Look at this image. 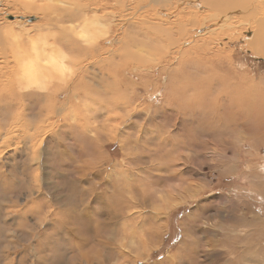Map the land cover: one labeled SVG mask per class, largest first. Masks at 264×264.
Masks as SVG:
<instances>
[{
    "label": "rangeland",
    "instance_id": "rangeland-1",
    "mask_svg": "<svg viewBox=\"0 0 264 264\" xmlns=\"http://www.w3.org/2000/svg\"><path fill=\"white\" fill-rule=\"evenodd\" d=\"M21 1L0 0V28L4 30L12 28L17 34L23 35L21 44L25 47L29 42L25 34L30 35L39 46H45V42L51 41L50 32L43 31L39 34V28L36 30L32 28L43 23L49 24L47 13H51L50 17L53 18V13L62 7L56 3V0H52L47 2L48 7L28 9L19 5H27L26 2L23 4ZM189 2L187 5L189 10L198 14L205 12V9H197L200 3L198 0H189ZM258 5L264 8L263 1H259ZM175 9L181 13L186 10L185 7ZM141 11L140 9L137 13ZM166 12L163 10V13L167 14ZM239 15L240 12L228 14L226 23H223V26L226 24L230 28L227 32L231 38L215 35L210 39L217 42L210 45V48L213 51L220 49L221 45L218 41L227 43L229 40L230 43L224 47V51L230 55L233 52L242 63L246 62L247 66L258 67L257 72L262 76L264 69L260 68L264 66V58L251 55L243 44L245 40L250 39L248 25L252 19L240 15L239 20L237 19ZM13 16L22 20H16L17 22L11 27L8 22L12 20L8 17ZM157 18L166 19V17ZM136 21L143 22L142 18ZM152 21L157 22L156 17H152ZM213 23L204 30L206 34L212 27L214 28L211 32H216V25ZM117 37L119 40L121 35ZM200 37V33L194 35L193 39L188 40L185 48H192L191 43L199 40ZM140 56L137 62L151 65L152 70L159 68V53L150 54L148 58L143 57L144 54ZM172 62L168 64L170 70L172 66H178L175 61ZM177 62L181 60L178 59ZM65 64L75 73L79 64L81 66L86 64V58L69 56ZM11 66L8 55L0 52L2 72L11 71ZM229 68L233 69L230 66ZM188 70L194 71L191 67ZM224 71L228 70L224 69L208 77L205 76L206 81L203 78L198 80L195 76L196 80L193 83L194 86L197 80L204 82L199 86L200 90L204 89L206 92V96L203 95L204 100L198 105L200 107L194 112L199 111V117L203 118L202 112H206L205 110L210 112V108L213 107L219 110L221 116L218 118L213 120L207 117L206 120L199 118L192 121L190 115L186 114L178 119L179 122L173 119L174 121L169 120L167 123L163 121L162 115L158 114L154 116L155 121H151L148 117L153 115L152 108L161 107L163 103L161 95L163 87L155 92L151 87L165 84L167 77L164 76L158 79V84L151 83L146 89L136 90L137 98L132 105L137 112L136 115L133 119H129L130 121H126L128 128L122 129V126H119L108 135L107 133L100 135V147L98 146L100 152H95L94 146L89 142L90 137L93 136V124L91 120H87L85 114V106H103L93 93L88 95L84 93L83 100L88 99L84 103L80 102L78 108L80 110L74 109L76 119L80 121L71 125H68L62 117L70 110L61 104L66 96V90L54 95L51 100L55 110L54 113H50L51 116L44 112L43 91L19 92L23 95L19 100L8 96L2 97L5 100L0 102V124L4 127L0 134V264H171L167 259L174 254L179 255L176 258H179L180 264H190L182 259L186 256L191 264H216L218 261L211 259V256L218 257L219 252L227 259L229 253L233 254L232 258L235 261L231 262L229 258L228 264H264V127L257 123L259 119H246L250 118L251 114L242 99H240V107L245 110L242 118L238 112L234 113L229 121L223 114L228 115L231 111L222 108V104L227 106V102H222L223 95L229 96L232 88L236 87L229 86L230 79L240 78V84H236L240 92H244V88L250 83L252 86L247 88V91L259 87L264 89V86L258 76L251 78L244 72L234 74L231 70L223 74ZM145 76L149 77L151 74L147 72ZM224 86L227 90L222 92L221 88ZM228 87L231 89L229 90ZM192 89L188 91L184 89V95L174 91V98L183 96L182 99L187 101L185 97L188 99L194 97L195 86ZM217 91L222 92L221 99L215 97ZM160 95L161 99H159ZM169 100L166 109L173 110L175 103ZM219 100L222 104H219ZM74 102V105H77V101ZM3 104H6L5 108ZM37 113L39 114L36 117ZM69 113L71 114L72 110ZM22 114L24 118L21 121L27 124L34 123L35 118H38L39 121L37 119L35 123L39 122L40 132L39 130L36 132L34 126H31L32 132L27 138L24 137L12 123L20 119ZM155 124L164 125V129L159 132L161 137L165 135L176 137V143L181 146L174 153V158L177 160L173 165L169 156L158 160L157 157L155 159L152 158L153 155L147 154L149 138L155 136L153 134L156 132ZM262 133L263 135H260ZM115 134L117 137L111 140L113 137L110 136ZM156 138L155 141H159ZM25 141H29L32 145L31 152H26ZM93 152L95 154L92 156ZM96 153L99 166L89 172V179H92L96 172L103 171L105 176L108 175L113 179L111 183L114 186L119 185L114 183L117 180L121 183L126 182L125 185L134 186L137 191L132 196L131 190L122 189L129 199V202L124 204L129 208L126 215L134 222L124 225L131 232L127 233L129 235L126 234L128 237L126 235L114 237L102 229L103 222L108 218L107 206L95 203L93 200L90 203L91 218H84L78 213L86 204V201H80L78 193L86 186L73 185L71 182L75 181V172L78 169H82L83 166L87 169L90 163L88 161L91 158L95 160ZM140 155L146 161L140 169L139 166H134L135 169L132 170L120 164L128 158L138 159ZM184 159H187L186 164ZM149 161L154 162L151 165ZM113 163L116 166L112 171ZM91 167L90 163L89 168ZM123 169L127 170L125 176L120 173ZM93 181L100 192L109 193L108 199H116L121 195L119 191L117 195L114 194L116 192L109 190L105 184L100 185L101 182L98 183L97 179ZM188 187L195 192L186 195ZM169 191H172L174 199L156 220L155 209H164L161 207L159 196ZM114 206L111 208L117 209V205ZM107 222L109 223V220ZM97 223L99 227H96ZM115 224L112 226L116 231L123 228L122 220ZM151 226L158 230L160 235L158 238H155L154 233L153 237L145 233V229ZM95 228L99 231L98 234L96 233L97 236H94ZM235 236L238 238L236 239ZM240 238L243 240L239 241ZM123 243L126 244L122 247ZM191 244L196 246L197 252H194V256H191L188 249ZM211 245L214 247L210 248ZM205 255L211 260H206ZM235 257L239 259L236 260Z\"/></svg>",
    "mask_w": 264,
    "mask_h": 264
},
{
    "label": "bare ground",
    "instance_id": "bare-ground-1",
    "mask_svg": "<svg viewBox=\"0 0 264 264\" xmlns=\"http://www.w3.org/2000/svg\"><path fill=\"white\" fill-rule=\"evenodd\" d=\"M198 1L200 3L197 6V9H205L203 14H198L196 11L189 10V8H187V5L190 3L189 0H56V3L62 8L53 13V18L50 17L51 13H47L49 24L43 23L32 28L34 30L39 28V34L43 31L50 32L51 41L45 42V46H39L31 39L30 35L25 34V37L29 39L28 46L25 47L21 44L23 35L17 34L12 28H9L8 30L0 28V52L3 55H8L10 62L12 63L11 71L6 73L2 72V68L0 67V102L5 100L2 98L4 96H8L11 99H22L23 95L19 92L30 90L43 91L44 95L42 99L45 102L44 112L46 115L51 116L50 113H54L55 111L54 107L51 105V100L54 95L66 90V96L61 104H63L66 109L72 110V113L70 114V110H68L62 115V117L68 125H71V123L78 122L79 120L76 119L74 109L80 110L78 109L80 107V102L84 103L85 100L88 99L86 98L83 100L84 93L85 95L93 93L98 97L103 106H85V114L87 115V120H91L93 124V136L90 137L91 139H89V142L94 146L95 152H100V135H103L104 133H107L108 135L112 130H117L119 126H122V129H125L128 125L126 121L133 119L136 115L137 112L132 106L134 104V99L137 98L135 95L136 90L141 88L146 89L151 83L158 84V79L164 76L167 77V82L165 84L153 85L151 87L153 92L157 90L159 91L161 86L163 87L161 91L163 99V103H161L162 106L152 108L153 115H149L148 117L151 121H155L154 116L158 114H161V117L164 119L163 121L167 123L169 120L179 122L178 119L186 114L190 115L192 121L201 118L199 117V111H194L198 110L200 107L198 105L204 100L203 95L206 96V92H204V89L200 90L201 87L199 85L204 82L198 80L199 78L205 79V76L208 77V75H213L224 69L234 71V74H242V72H244L251 76V78L258 76L259 79L262 80V82H260L264 86V75H259L257 72L259 70L258 67L252 68L247 66L246 62L242 63L241 59H238L233 52L230 55L228 52L224 51V47L230 43L228 39L231 37L227 32L230 28H228L226 24V26H223V23H226L227 21L226 16H228V14H237L240 12V15L250 17L252 19L248 25L250 39L245 40L243 43L244 48H247V50L251 52V55L264 58V8L258 5L259 1L264 2V0ZM21 2L23 4L26 2L27 5L19 4L20 6L33 9V7H48L47 2H52V0H22ZM176 7H185L186 10L181 13L179 10L175 9ZM140 9L142 11L137 13ZM163 10L167 11V14L163 13ZM240 15L239 18H237L239 20L241 17ZM171 16H173L172 20ZM152 17H156L157 22L152 21ZM157 17H166V19L159 20ZM141 18L143 22L138 23L136 20ZM146 18H148V20H146ZM169 18L171 22L169 21ZM8 19L12 20L11 22H8L10 26L14 25L17 21L22 20L17 19L16 17L14 18V16L8 17ZM234 19L236 20V18ZM246 20L248 21V19ZM242 22H245V20H242ZM211 23L216 25V32H211L214 28L212 27L209 33L206 34L204 30ZM199 33L201 37L199 40H195L191 43L192 48H185L187 47L186 43L189 42L188 40L193 39L194 35H199ZM119 35H121V37L118 40L117 36ZM215 35L219 37L225 35L224 37H228V39H226L228 41L227 43L226 41H218L221 48L213 51L210 48V45L217 41H212L210 38ZM156 53H159V68L157 70H152V66L149 64H141L137 62V58H140L141 54H144L143 57L148 58L150 54L154 55ZM69 56H74L79 59L82 57L86 58V64L84 66L79 64L78 70L73 73L70 66L65 64V61H68ZM178 59H180L181 62H177ZM172 61H175L178 66H172V70H170L168 64H172ZM229 66L233 67L235 70L230 69ZM189 67L193 68L194 71L188 70ZM260 69H264V66ZM228 71H224L223 74ZM147 72H149L151 76L146 77L145 74ZM195 76L198 80L196 81V84H194V90H196L194 92V97L191 99L185 97L187 101L182 99L183 96L182 98L178 96V99H175L174 91H179L181 95H184V89L185 91H188L194 87L193 83L194 80H196ZM228 84L229 86L233 85V87H236L232 88L229 96L223 95L222 102H227L226 107L223 106L225 104L220 103L219 100V104H222V108H227V110L231 111L228 115H223L227 116L230 121L234 113L240 112V118H242L245 112V110L240 107V99H242L241 101L244 102L248 112L251 114V117H247L246 119H259V122L257 123L264 127V89H259L260 87L258 86V89L253 88L250 91H247L246 89L252 86L250 83L248 87L244 88L246 91L244 90V92H240V88L236 85L240 84L239 77L237 79H230ZM225 86L221 88L222 92L225 91V89L227 90ZM230 89L231 88H229V90ZM221 91H217L216 96L214 95L217 99H221ZM161 95L159 96V99H161ZM169 99H171L172 103H175L173 110L166 109V106H169ZM74 101H77V105H74ZM3 106L5 108L6 104H3ZM210 109V112L207 110H205L206 112L204 113L202 112L204 115V117L201 118L202 120H206L205 118L207 117H211L214 120L221 116L217 108L212 107ZM38 114L39 113L36 114V117ZM23 118L24 115L22 114L20 119H16L17 121H12V123L14 124V127L18 128L19 132L24 137L27 138V135L32 132L31 126H34L36 132H38V130L40 132V126L38 125L39 122L35 123L38 118H35V121L32 124H27L21 121ZM163 124L165 125L166 123L163 122ZM164 125H154V130L156 132L153 134H155V136L154 138H149L150 144L147 146V149L149 150L148 152H145H147L148 155H153L152 158L156 159L157 157L158 160L169 156L172 158L171 162L173 165L177 160L174 158V153L181 146L179 143H176V137L170 135H165L164 137L160 136L159 132ZM3 128V125L0 124V134L3 131ZM260 135H263V133ZM115 136L117 137V134L111 135L110 137H113L111 140H114ZM155 137H157L156 139L159 141L156 142ZM152 146H154V148H151ZM24 148L26 149V152L32 151V145L29 141L24 142ZM95 152L92 153V156ZM96 156L97 153L94 156L95 160L91 158V160L88 161L92 164L91 169L89 168L90 163H88L87 169H84V166H81L82 169L80 168L75 172V181L71 182L73 185L85 184L86 186L85 189H80V193H78L80 201H86L85 206L79 210L78 213L83 215L84 218H91L92 212L90 203L93 200L95 203L102 204L105 207L107 206L108 218H106V222H103L102 229L108 231L114 237L125 236L127 233H131L129 232V229L124 227V225H126L125 223L133 224L134 222H132V218L126 215L129 208H126L124 204H127L129 199L122 189L128 188L127 190H131L130 195L132 196L134 192L137 193V191L134 189V186L125 185L126 182L121 183L117 180H115L114 183L119 185L114 186L112 184L113 179L109 178L108 175L105 176L103 171L102 173L95 171L96 173L94 174V177L89 179V172H92V169L99 166V159ZM141 157L142 156L140 155V158L138 159L128 158V160L120 164H123V166L126 165L132 170L135 169L134 166H139L138 168L140 169V166L146 163ZM186 160L184 161V164H186ZM152 162L154 161H149L148 163L152 165ZM115 166L116 165L113 163L112 171L115 170ZM126 172L127 170L125 169L120 171L124 176L126 175ZM94 179H97L98 183L101 182L100 185L105 184V186L112 192L115 191L116 193L114 194L117 195L121 192V195H118L117 197L115 196L116 199L109 198V200V193L100 192L97 188V184L93 181ZM117 191L119 192L117 193ZM194 192V189L188 187L186 195H190ZM176 195L177 194H175V196ZM159 198L161 207L164 209H155L156 220H158L159 215L164 213L166 206L173 201L174 196L172 191H169L160 195ZM113 205H115L114 207L117 205V209H112L111 207ZM120 219L122 220L121 225H123V228L116 231L114 226L116 225L115 223L121 221ZM107 220H109V223ZM97 226H100L99 223L96 224V227ZM88 231L89 230H86V232ZM98 232L99 231L95 228L94 236H97L96 233L98 234ZM145 233L149 234L151 237H153L152 234L154 233L155 238H158L159 235L158 230L153 226L145 229ZM242 240L243 238H240L239 241ZM208 243H210V240H208ZM125 244L123 243L122 247L125 246ZM193 245L194 244H191L188 248L191 252V256H194V252L196 251V246ZM213 247L214 246L211 245L210 248ZM232 255L233 254L229 253L227 256L231 259V262H234L235 260L232 258ZM176 257H179V255H172L167 259L168 263L180 264L179 258ZM205 257L206 260L214 259L218 261L216 264H228V261H230L229 258L222 257L220 252L218 257L215 255H212L211 259H207L206 255ZM184 258L182 259L191 264L187 256Z\"/></svg>",
    "mask_w": 264,
    "mask_h": 264
},
{
    "label": "flooded vegetation",
    "instance_id": "flooded-vegetation-1",
    "mask_svg": "<svg viewBox=\"0 0 264 264\" xmlns=\"http://www.w3.org/2000/svg\"><path fill=\"white\" fill-rule=\"evenodd\" d=\"M248 35H250V34H248Z\"/></svg>",
    "mask_w": 264,
    "mask_h": 264
}]
</instances>
